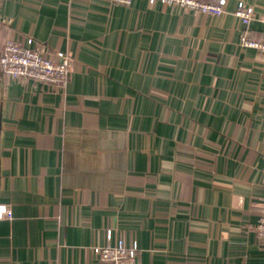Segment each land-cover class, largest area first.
<instances>
[{
	"label": "crops",
	"instance_id": "obj_1",
	"mask_svg": "<svg viewBox=\"0 0 264 264\" xmlns=\"http://www.w3.org/2000/svg\"><path fill=\"white\" fill-rule=\"evenodd\" d=\"M131 1L0 0V54L71 58L63 91L0 72V264H100L108 230L140 264H264V54L234 15L264 38V0Z\"/></svg>",
	"mask_w": 264,
	"mask_h": 264
},
{
	"label": "built area",
	"instance_id": "obj_2",
	"mask_svg": "<svg viewBox=\"0 0 264 264\" xmlns=\"http://www.w3.org/2000/svg\"><path fill=\"white\" fill-rule=\"evenodd\" d=\"M114 4L130 6L131 0H110ZM161 2L164 6L181 7L211 16H223L227 13L229 0H150ZM234 15L245 27L240 38V46L257 50L264 54V38L250 34L249 27L255 19L254 7L240 1ZM27 45L14 39H8L0 54V72L21 83L38 82L56 91H63L70 82L71 58L68 54L58 52L59 61L46 56L43 46L33 38ZM13 219V212L6 205H0V220ZM259 242L264 244V203L259 222L252 226ZM93 253L100 264H140L137 245L129 247L121 239H115L112 230H108L105 244L93 248Z\"/></svg>",
	"mask_w": 264,
	"mask_h": 264
},
{
	"label": "water",
	"instance_id": "obj_3",
	"mask_svg": "<svg viewBox=\"0 0 264 264\" xmlns=\"http://www.w3.org/2000/svg\"><path fill=\"white\" fill-rule=\"evenodd\" d=\"M76 136H77V134L73 130H68V132L66 134V139L68 140V145L69 146H74L75 143H77V142L73 141ZM103 138L106 139V140L114 139V140H117L118 142L123 141V137H121V136H117V137L105 136ZM71 156H73V157H77V156L78 157H85V156L77 155L75 152L74 153H71Z\"/></svg>",
	"mask_w": 264,
	"mask_h": 264
}]
</instances>
